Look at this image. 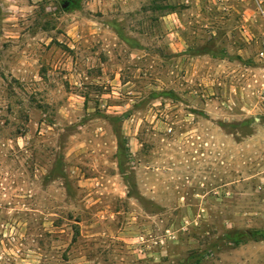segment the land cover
I'll return each instance as SVG.
<instances>
[{"label":"rangeland","instance_id":"obj_1","mask_svg":"<svg viewBox=\"0 0 264 264\" xmlns=\"http://www.w3.org/2000/svg\"><path fill=\"white\" fill-rule=\"evenodd\" d=\"M264 0H0V264H264Z\"/></svg>","mask_w":264,"mask_h":264},{"label":"trees","instance_id":"obj_2","mask_svg":"<svg viewBox=\"0 0 264 264\" xmlns=\"http://www.w3.org/2000/svg\"><path fill=\"white\" fill-rule=\"evenodd\" d=\"M254 233V235H255V239L256 240H264V235L263 234H260V233H258V232H253Z\"/></svg>","mask_w":264,"mask_h":264},{"label":"built area","instance_id":"obj_3","mask_svg":"<svg viewBox=\"0 0 264 264\" xmlns=\"http://www.w3.org/2000/svg\"><path fill=\"white\" fill-rule=\"evenodd\" d=\"M259 58H260L261 60H264V46H263L262 50H261L260 53H259Z\"/></svg>","mask_w":264,"mask_h":264}]
</instances>
